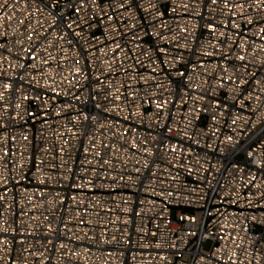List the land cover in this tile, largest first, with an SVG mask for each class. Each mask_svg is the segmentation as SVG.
Returning <instances> with one entry per match:
<instances>
[{
    "label": "built area",
    "instance_id": "2783aa9c",
    "mask_svg": "<svg viewBox=\"0 0 264 264\" xmlns=\"http://www.w3.org/2000/svg\"><path fill=\"white\" fill-rule=\"evenodd\" d=\"M67 3L0 0V264H264V10Z\"/></svg>",
    "mask_w": 264,
    "mask_h": 264
},
{
    "label": "snow or ice",
    "instance_id": "6c2138e0",
    "mask_svg": "<svg viewBox=\"0 0 264 264\" xmlns=\"http://www.w3.org/2000/svg\"><path fill=\"white\" fill-rule=\"evenodd\" d=\"M14 2H15V0H14ZM91 2L93 4H97V0H91ZM127 2L128 3H131V0H127ZM210 2L212 4H215V3L218 2V0H210ZM62 4H63V0H48L47 3H45V0H40V8H38L37 11H40L42 8H47L51 12L52 10H55L57 8H60V6ZM4 6H5V8L11 7V5H8V0H4ZM120 6L123 8L124 7V4L121 3ZM248 6L249 7L255 6L256 8H260L261 10H264V0H251V3ZM99 7L103 10V5L102 4L99 5ZM224 7L225 8L230 7V5L227 3V0H224ZM231 7L241 8L242 9V8L245 7V5H243V4H235V5H231ZM65 10H71V11H73L75 13H79L81 11V7L76 6V4L74 3V0H68V3L66 5H64V7L61 9V12H58L57 13V18L63 20L64 17L62 16L61 13L63 11H65ZM159 15H163V13H159ZM109 19H112V17H109ZM261 20H264V17H258L257 18V23H259ZM247 23H249V24H252L253 23V20H252L251 17H248L247 18ZM233 26L234 27H237V28L239 27V25H233ZM66 27L69 28V29H71L72 28V22L67 23ZM208 27L211 30L215 31V26L214 25L209 24ZM260 32L261 33H264V24H261L260 25ZM75 35L78 36L79 33H75ZM221 35L223 36V33H221ZM61 38H62V36H61ZM28 39H32L31 33H29ZM241 47H243V45H241ZM262 47H264V46H262ZM0 48H5V45L4 44H0ZM160 51H163V49H161ZM209 55H210V53H209ZM31 58L32 59H35L34 56L31 57ZM238 59L241 60V61H243L245 59V57L243 55H240L238 57ZM43 62L44 63H48L47 61H43ZM20 67L23 68L24 65L21 64ZM79 71H80V69L78 68L77 69V72H79ZM180 75H183V73H180ZM241 83H243V81H241ZM2 86H3V88L6 91H10L12 89V84L11 83H8V82H2ZM25 98L27 99V97H25ZM3 99H4V92H0V100H3ZM157 106L159 107V105H157ZM16 107L19 108L20 105L17 104ZM97 107H99V105H97ZM5 108H7V105H5ZM57 114H59V113H57ZM33 115H35V114H33ZM88 119H89V117L86 115L85 116V120H88ZM92 119H94V117ZM227 139L230 142L232 141V137L231 136H229ZM145 151L146 152H149V154H150V150L149 149H145ZM97 155H100V154L97 153ZM103 163H108V161H103ZM41 183H44V181H41ZM77 186L79 187V185H77ZM0 199H2V197H0ZM188 219H190L193 223H195V221H196V217H194V216L193 217H189ZM49 227H51V225H49ZM191 234L192 235H195L194 232L191 233Z\"/></svg>",
    "mask_w": 264,
    "mask_h": 264
},
{
    "label": "rangeland",
    "instance_id": "374dc122",
    "mask_svg": "<svg viewBox=\"0 0 264 264\" xmlns=\"http://www.w3.org/2000/svg\"><path fill=\"white\" fill-rule=\"evenodd\" d=\"M209 247H210V244H207V245H206V248L208 249Z\"/></svg>",
    "mask_w": 264,
    "mask_h": 264
}]
</instances>
